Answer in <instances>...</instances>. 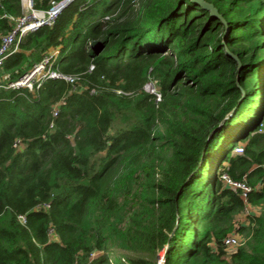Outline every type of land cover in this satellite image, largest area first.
Returning <instances> with one entry per match:
<instances>
[{
	"label": "trees",
	"instance_id": "obj_1",
	"mask_svg": "<svg viewBox=\"0 0 264 264\" xmlns=\"http://www.w3.org/2000/svg\"><path fill=\"white\" fill-rule=\"evenodd\" d=\"M4 14L22 0H0V44ZM16 45L0 68V264H264V0H70ZM52 48L74 83L4 87Z\"/></svg>",
	"mask_w": 264,
	"mask_h": 264
},
{
	"label": "built area",
	"instance_id": "obj_2",
	"mask_svg": "<svg viewBox=\"0 0 264 264\" xmlns=\"http://www.w3.org/2000/svg\"><path fill=\"white\" fill-rule=\"evenodd\" d=\"M70 0L53 1V5L48 10H39L34 6L33 0H22L23 15L19 17L9 16L4 14V17L11 20L13 26L12 29L2 36V42L0 44V68L6 59V57L13 51L17 50V41L22 36L29 32L36 31L39 27L43 25H52L61 10ZM108 18V17H107ZM59 55L58 48H52L48 54L43 58V60L35 64L31 70H29L25 76H23L17 82H10L4 87L6 89H17V88H27L29 91L33 92L41 86L43 81L47 79H60L65 80L70 83H74L78 78L69 77L63 75L58 68L54 66L57 57ZM94 65L90 67L93 69ZM151 82V81H150ZM147 83L145 86V91L154 96L155 101L160 103L162 100V95L156 86V82ZM155 83V84H154ZM0 87H2V79L0 78ZM236 154H243L244 147L239 145L235 149ZM221 180L227 187L233 188L235 190H240L242 192L243 198L246 200L248 194L252 191L251 186L246 184V182H239L231 179V177L223 173L221 175ZM252 207L248 206L245 211V215L251 214L250 209ZM244 244V240L239 235L229 236L225 240V246L228 255L236 252L239 247Z\"/></svg>",
	"mask_w": 264,
	"mask_h": 264
},
{
	"label": "water",
	"instance_id": "obj_3",
	"mask_svg": "<svg viewBox=\"0 0 264 264\" xmlns=\"http://www.w3.org/2000/svg\"><path fill=\"white\" fill-rule=\"evenodd\" d=\"M207 7H209V9L211 10L212 13H216L215 9L212 6L208 5ZM103 49H104V46H102L100 43H97V42L91 43V50H92L93 53L100 54L103 51ZM229 116H230V113L226 114L225 117H224V119L228 118ZM221 122L218 125H216L214 128H212L211 130L208 131L207 137H205V141L206 142L210 139V137L212 136V134L216 130L219 129ZM164 252L162 253L163 255L161 254V256H160L159 264H163Z\"/></svg>",
	"mask_w": 264,
	"mask_h": 264
},
{
	"label": "rangeland",
	"instance_id": "obj_4",
	"mask_svg": "<svg viewBox=\"0 0 264 264\" xmlns=\"http://www.w3.org/2000/svg\"><path fill=\"white\" fill-rule=\"evenodd\" d=\"M151 82H155L154 80H151ZM150 82V83H151ZM155 84V83H154ZM250 212H251V214H253V215H259L261 212H262V209H260V208H251L250 209ZM245 219H244V216H241V217H239L238 218V221H241V222H245L244 221ZM242 237V236H241ZM163 255V254H162Z\"/></svg>",
	"mask_w": 264,
	"mask_h": 264
}]
</instances>
